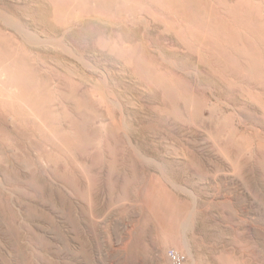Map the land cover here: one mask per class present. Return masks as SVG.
<instances>
[{
    "label": "rangeland",
    "instance_id": "1",
    "mask_svg": "<svg viewBox=\"0 0 264 264\" xmlns=\"http://www.w3.org/2000/svg\"><path fill=\"white\" fill-rule=\"evenodd\" d=\"M97 1L0 0V264H264V0Z\"/></svg>",
    "mask_w": 264,
    "mask_h": 264
},
{
    "label": "bare ground",
    "instance_id": "2",
    "mask_svg": "<svg viewBox=\"0 0 264 264\" xmlns=\"http://www.w3.org/2000/svg\"><path fill=\"white\" fill-rule=\"evenodd\" d=\"M97 1V0H96ZM98 1H100V3H101V6H104L105 4H103V1L104 0H98ZM97 1V2H98ZM173 1H175V3L176 2H179V0H173ZM186 1V0H185ZM189 1V0H188ZM191 2L193 1V0H190ZM168 2V1H167ZM193 2H195L196 3V1H193ZM192 2V3H193ZM165 3V2H164ZM182 3H183V0H182ZM99 4V3H98ZM170 5H171V3H169ZM173 4H174V2H173ZM172 4V5H173ZM12 5V4H11ZM175 5V4H174ZM173 5V6H174ZM40 6V5H39ZM43 6V5H42ZM42 6H40V7H42ZM49 6V5H48ZM99 6V5H98ZM98 6H96V7H98ZM117 6V5H116ZM185 6V5H184ZM188 6H189V3H188ZM195 6V5H194ZM19 7V6H18ZM22 7V6H21ZM27 7V6H26ZM63 7V6H62ZM76 7V6H75ZM107 7H109V6H107ZM106 7V8H107ZM118 7V6H117ZM116 7V8H117ZM179 6H177V8H178ZM191 7V6H190ZM193 7V6H192ZM28 8V7H27ZM104 8H105V6H104ZM123 8V7H122ZM171 8H172V6H171ZM175 8H176V6H175ZM184 8V7H183ZM193 8H195V7H193ZM20 9V8H19ZM23 9V8H22ZM26 9V8H25ZM109 9V8H108ZM174 9V8H173ZM181 9V8H180ZM191 9V8H190ZM186 10V9H185ZM22 11V10H21ZM28 11H29V9H28ZM117 11V10H116ZM119 11V10H118ZM176 11V10H175ZM187 11V10H186ZM192 11V10H191ZM111 12V11H110ZM23 14H24V12H22ZM36 13H38V12H36ZM192 13H194V9H193V12ZM35 14V13H34ZM180 14H182V13H180ZM183 14H186V12L185 13H183ZM195 14V13H194ZM28 15V14H27ZM32 15H33V13H32ZM36 15V14H35ZM188 15V14H187ZM187 15H185V16H187ZM1 17V16H0ZM20 17V16H19ZM31 17V16H30ZM35 17V16H34ZM189 17H190V15H189ZM193 17V16H192ZM26 18H27V16H26ZM186 18V17H185ZM2 19H3V17H2ZM22 19V18H21ZM31 19V18H30ZM40 19V18H39ZM4 20V22H6L7 24H10V22L7 20V19H3ZM11 21V20H10ZM38 21V20H37ZM123 21V20H122ZM126 22V21H125ZM131 22V21H130ZM27 23V22H26ZM37 22H35V24H36ZM121 23V22H120ZM42 24V23H41ZM47 24V23H46ZM125 24V23H124ZM28 27V26H27ZM30 27V26H29ZM50 27V26H49ZM41 29V28H40ZM54 29V28H53ZM29 31H30V29H29ZM33 31V30H32ZM127 31V30H126ZM22 32V31H21ZM129 33V32H128ZM58 34V33H57ZM56 34V35H57ZM24 35H28V39H30V41L32 42V43H38V41H39V39H38V37H36L35 35H33V34H31L30 32H28V33H25L24 32ZM124 35V34H123ZM42 36V35H41ZM223 36V35H222ZM27 37V36H26ZM49 37V36H48ZM132 37V36H131ZM218 37V36H217ZM225 37V35L223 36V38ZM214 38H216V37H214ZM219 38V37H218ZM227 38V37H226ZM221 40H222V38H220ZM229 39H230V36H229ZM225 40V39H224ZM244 40V39H243ZM215 41V40H214ZM217 41V40H216ZM228 41V40H227ZM147 42V41H146ZM220 42V41H219ZM229 42H231V40L229 41ZM48 43V42H47ZM148 43V42H147ZM176 43V42H175ZM227 43V42H226ZM29 44V43H28ZM232 44H233V42H232ZM37 45V44H36ZM40 45V44H39ZM66 45V44H65ZM230 45V44H229ZM245 46H246V44H245ZM248 46V45H247ZM71 47V46H70ZM153 47V46H152ZM158 48V47H157ZM73 49V48H72ZM254 51V50H253ZM258 51V50H257ZM78 52V51H77ZM251 52V51H250ZM244 55H246L244 52H242ZM164 54V53H163ZM168 54V53H167ZM171 54V53H170ZM170 54H168V55H170ZM242 54V55H243ZM249 54H251V53H249ZM257 55V54H256ZM253 56V55H252ZM237 57V56H236ZM250 57V56H249ZM64 58V57H63ZM176 58V57H175ZM239 58V57H238ZM247 58V57H246ZM254 58V57H253ZM180 59V58H179ZM193 59V58H192ZM240 59V58H239ZM250 59V58H249ZM194 60V59H193ZM257 60V59H256ZM248 61V60H247ZM250 61V60H249ZM255 61V60H254ZM253 62V61H252ZM259 62V61H258ZM68 63V62H67ZM243 63V62H242ZM247 63V62H246ZM251 63V62H250ZM181 64V63H180ZM179 64V65H180ZM253 64V63H252ZM261 64V63H260ZM68 65V64H67ZM183 66V65H182ZM250 67H251V65H249ZM256 66V65H255ZM255 66H252L253 68L255 67ZM179 67V66H178ZM251 67V68H252ZM261 67V66H260ZM120 68V67H119ZM76 69H78V68H76ZM91 69V68H90ZM123 69V68H122ZM181 69H182V67H181ZM184 69V68H183ZM196 69V68H195ZM262 69V68H261ZM264 69V68H263ZM89 70V69H88ZM94 70V69H93ZM255 70V69H254ZM259 70V69H258ZM118 71V70H117ZM179 71V70H178ZM261 71V70H260ZM2 72V71H1ZM69 72V71H68ZM195 72V71H194ZM196 72H198V71H196ZM256 73V72H255ZM261 73V72H260ZM259 73V74H260ZM75 74V73H74ZM197 74H199V75H202V74H200L199 72L197 73ZM262 74V73H261ZM76 75V74H75ZM253 75V74H252ZM193 76V75H192ZM263 76V75H262ZM260 77V76H259ZM264 77V76H263ZM202 78V77H201ZM201 78H200V80H201ZM257 78H258V76H257ZM204 79H206V77L204 78ZM208 79V78H207ZM210 79V78H209ZM208 79V81H210ZM262 79V78H261ZM254 80H256L255 78H254ZM84 81V80H83ZM207 81V80H206ZM217 81V80H216ZM81 82V81H80ZM258 82H260L259 80H258ZM92 83V82H91ZM105 83V82H104ZM103 83V84H104ZM203 83V82H202ZM102 84V83H101ZM261 84V83H260ZM131 85V84H130ZM220 85V84H219ZM222 85V84H221ZM263 85V84H262ZM93 86V85H92ZM91 86V87H92ZM99 86H101L100 84H99ZM107 86V85H106ZM105 86V87H106ZM197 86V85H196ZM258 86V85H257ZM98 87V86H97ZM101 87H103V85L101 86ZM112 87V86H111ZM259 87V86H258ZM198 88V87H197ZM260 88V87H259ZM259 88H258V90H259ZM102 89V88H101ZM104 89V88H103ZM108 89L109 90H112V89H110L109 88V86H108ZM141 89V88H140ZM225 89V88H224ZM264 89V88H263ZM108 90V91H109ZM120 90V89H119ZM105 91H106V89H105ZM113 91V90H112ZM145 91V90H144ZM147 91H151L150 89L149 90H147ZM110 93H112V92H110ZM109 93V94H110ZM144 93V92H143ZM220 93V92H219ZM113 94L115 95V93L113 92ZM151 94H153V93H151ZM230 94V93H229ZM113 95V97H115L116 98V96H114ZM129 96V95H128ZM149 96V95H148ZM221 96V95H220ZM231 96V95H230ZM233 96V95H232ZM239 97V96H238ZM121 98H122V96H121ZM132 99V98H131ZM145 99V98H144ZM222 99V98H221ZM136 100V99H135ZM150 100V99H149ZM155 100V99H154ZM134 101V100H133ZM136 102V101H135ZM115 104V103H114ZM117 106H120L118 103L116 104ZM129 105V104H128ZM133 104H131V106H132ZM136 106V105H135ZM230 106V105H229ZM133 107V106H132ZM118 108V107H117ZM136 108V107H135ZM141 108V107H140ZM133 109V108H132ZM249 109V108H248ZM145 110V109H144ZM246 111H248V110H246ZM251 112L253 113L254 111L251 109ZM250 112V113H251ZM123 113V112H122ZM125 113V112H124ZM256 113V112H255ZM255 113H254V115H255ZM123 115V114H122ZM139 115H141V114H139ZM256 116V115H255ZM251 117V116H250ZM249 118V117H248ZM256 118H254V121H257V120H255ZM122 120V119H121ZM253 120V119H252ZM167 123V122H166ZM247 125H249V123L247 124ZM251 125V124H250ZM126 130H127V128H126ZM184 133V132H183ZM178 134V133H177ZM179 137V136H178ZM160 145V144H159ZM164 145V144H163ZM168 145V144H167ZM174 148V147H173ZM173 151V150H172ZM174 154V153H173ZM180 155V154H179ZM185 157V156H184ZM188 161V160H187ZM54 177V176H53ZM15 188V187H14ZM21 188V187H20ZM139 192V191H138ZM183 192V191H182ZM116 194V193H115ZM138 195V194H137ZM62 196V195H61ZM190 196V195H189ZM151 197V196H150ZM158 200V199H157ZM173 200V199H172ZM173 201H171V203H172ZM148 205H149V203H148ZM167 205V204H166ZM179 206V205H178ZM182 208V207H181ZM39 209V208H38ZM154 209V208H153ZM159 209V208H158ZM161 209V208H160ZM149 211H150V209H149ZM158 211V210H157ZM186 211V210H185ZM185 211H183V212H185ZM192 212V211H191ZM151 213V212H150ZM85 214V213H84ZM165 214H166V211H165ZM31 215V214H30ZM140 215V214H139ZM183 215V214H182ZM175 216H176V214H175ZM158 217V216H157ZM178 217H179V215H178ZM181 217V216H180ZM136 219V218H135ZM134 219V220H135ZM142 219V218H141ZM163 219V218H162ZM183 219V218H182ZM181 219V220H182ZM78 220V219H77ZM133 220V219H132ZM136 220H138V219H136ZM136 220H135V222H136ZM160 220H161V217H160ZM179 220V219H178ZM37 221V220H36ZM88 221H90V220H88ZM187 221V220H186ZM186 221L184 222V223H186ZM140 222V221H139ZM139 222L137 221L136 223H133L132 225H131V228L130 229H127L129 232H128V237H127V242L124 244V249L126 250V247H128L129 245L130 246H132V247H134L133 245H134V240L136 241V240H140V239H142V237H143V234H141L140 232H141V227H140V224H139ZM165 222V221H164ZM181 222V221H180ZM88 223V222H87ZM175 223H176V221H175ZM161 224V223H160ZM173 224V223H172ZM178 224H179V222H178ZM35 225V224H34ZM72 226H73V228H74V230L75 231H79V233L80 232H82L81 230V228H80V230L78 229V226L79 225H77V222L76 221H72ZM88 226V228H92V226L93 227H95V225L93 224V225H91V224H89V225H87ZM159 226V225H158ZM164 226V225H163ZM177 226V225H176ZM183 226V225H182ZM186 226V225H185ZM80 227V226H79ZM128 227V226H127ZM184 227V226H183ZM93 229V228H92ZM174 229V228H173ZM190 229V228H189ZM168 230V229H167ZM87 231V230H86ZM95 231V230H94ZM87 232H90V231H87ZM92 232V231H91ZM127 232V231H126ZM150 233V232H149ZM147 234V233H146ZM146 234H145V236H146ZM78 235V234H77ZM84 236V235H83ZM95 236V235H94ZM93 236V237H94ZM39 237V236H38ZM38 237H36L35 235H34V238H35V240L39 243L38 245L39 246H41V247H43L45 250L47 249L46 247H47V245L49 244H47V243H45L43 240L41 241V238L39 239ZM147 237H149L148 236V234H147ZM145 239H146V237H145ZM148 239V238H147ZM150 239V238H149ZM158 239V238H157ZM96 240H97V238H96ZM152 240V239H151ZM132 241V242H131ZM146 241V240H145ZM153 241V240H152ZM48 242V241H47ZM97 242H98V240H97ZM97 242H96V244H97ZM30 243V242H29ZM144 243V242H143ZM163 243H165V242H163ZM35 244V243H34ZM169 244V243H168ZM80 247H79V249H80V251H79V253H80V257L86 262V263H91L92 264V262H90V257H89V254L87 253L88 251H87V248H88V246H86L85 245V243H83V242H81L80 243V245H79ZM139 246V245H138ZM152 246V245H151ZM49 247V246H48ZM93 247V246H92ZM95 247V246H94ZM137 247V246H136ZM42 248V249H43ZM99 248V247H98ZM160 248V247H159ZM128 249V248H127ZM132 249H134V248H132ZM90 250V249H89ZM92 250V249H91ZM90 250V251H91ZM95 250V249H94ZM129 250V249H128ZM44 251V250H43ZM47 251V250H46ZM143 252V251H142ZM50 253H51V251H50ZM90 253V252H89ZM125 253V252H124ZM135 253H136V256H134V257H136L137 258V256L140 254H138V252H136L135 251ZM134 253V254H135ZM45 254H47V253H45ZM53 254H55V253H53ZM128 254L126 253L125 254V258H128V256H127ZM141 255V254H140ZM123 257V256H122ZM158 257V256H157ZM81 259V260H82ZM205 259V258H204ZM45 260V259H44ZM200 260V259H199ZM202 260V259H201ZM208 260V259H207ZM139 261V260H138ZM206 261V260H205ZM48 262V261H47ZM207 262V261H206ZM209 262V261H208ZM140 263V262H139ZM204 263V262H203ZM198 264V263H197Z\"/></svg>",
    "mask_w": 264,
    "mask_h": 264
},
{
    "label": "built area",
    "instance_id": "3",
    "mask_svg": "<svg viewBox=\"0 0 264 264\" xmlns=\"http://www.w3.org/2000/svg\"><path fill=\"white\" fill-rule=\"evenodd\" d=\"M166 256L170 264H186L184 256L173 249L168 250Z\"/></svg>",
    "mask_w": 264,
    "mask_h": 264
}]
</instances>
